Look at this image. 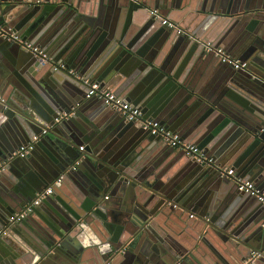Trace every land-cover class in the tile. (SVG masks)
<instances>
[{"label": "water", "instance_id": "obj_1", "mask_svg": "<svg viewBox=\"0 0 264 264\" xmlns=\"http://www.w3.org/2000/svg\"><path fill=\"white\" fill-rule=\"evenodd\" d=\"M108 1L122 22L98 15V0H0V175L15 172L10 183L0 179V264H105L110 256L111 264H242L253 252L255 264H264V206L216 169L232 166L264 183V0ZM152 7L187 33L162 24ZM5 30L31 38L147 115L160 118L170 100L165 116L194 114L192 142L213 162L180 149L176 159L161 136L119 112L105 114L101 100L86 97L88 85L43 64L3 37ZM188 32L249 63L235 70L242 76L219 78L220 97L197 91L188 78L187 64L220 61ZM168 41L175 50L161 59ZM233 89L254 113L226 101ZM63 112L73 113L56 121ZM29 145L24 156L14 154ZM60 176L55 186L69 200L55 192L33 212L51 202L56 217L29 220L31 213L9 222Z\"/></svg>", "mask_w": 264, "mask_h": 264}, {"label": "built area", "instance_id": "obj_2", "mask_svg": "<svg viewBox=\"0 0 264 264\" xmlns=\"http://www.w3.org/2000/svg\"><path fill=\"white\" fill-rule=\"evenodd\" d=\"M151 14L156 19H160L162 24L167 25L168 27H176L178 28L179 33H187V30L177 24L175 21L169 19L166 15L162 13L159 7L149 8ZM189 33V32H188ZM1 35L9 40L17 41L25 48L29 49L34 55L43 63L48 64L55 69H61L72 76L80 79L83 83L88 85L89 90L86 93L87 98L96 97L101 100L104 105L109 107L114 112L121 113L126 120L133 121L138 123L140 128L144 131L152 135L161 136L164 142L172 146L174 148L180 149L183 151L188 157L195 159L198 162H206L212 163L213 158L204 153L201 148L198 147L197 144L185 141L179 133L169 129L158 119L147 117L144 115L142 109L139 106L133 105L131 101L125 99L120 96L116 92L104 87L101 83L91 80L88 77L83 76L80 72H78L75 68L70 67L68 64L62 61H58L53 55L44 50L40 45L31 42L29 39H23L19 34L14 31H4ZM190 37L197 39L202 42L206 49L209 51H213L216 56L219 57L220 61L223 63H229L235 70H248L249 63L248 61H242L240 59L234 58L224 47L216 46L211 41H203L202 39L196 37L195 35L189 33ZM0 100H4L2 96H0ZM73 112H63L58 117L55 118L56 121H60L63 118H68L72 115ZM46 130H43L45 133ZM38 139V135L33 137V141ZM29 146H22L19 150H17L14 154L24 156ZM85 145H80V150H84ZM81 159V158H80ZM80 159L78 161H80ZM4 167L3 164H0V171ZM216 169L220 173L221 176H227L233 180L236 184L237 189L240 192L247 193L251 196H255L264 206V183H257L254 180L246 179L240 175H238L233 167H222L217 165ZM63 179V176H60L54 183L46 187L45 189L36 193V196L25 203L23 208L18 212L13 213L10 218V223H15L22 221L29 214L34 212L35 207L41 204V202L47 198L49 195L53 194L55 183L59 182ZM193 216V214H191ZM257 252H253V255L246 259L242 264H255L256 258L258 257ZM110 256L108 261L105 264H111Z\"/></svg>", "mask_w": 264, "mask_h": 264}, {"label": "crops", "instance_id": "obj_3", "mask_svg": "<svg viewBox=\"0 0 264 264\" xmlns=\"http://www.w3.org/2000/svg\"><path fill=\"white\" fill-rule=\"evenodd\" d=\"M98 2L100 3L99 8H98V15H100V16L103 17V16H106V14H107L108 20H111L112 22H114L115 21V18L118 16V18L116 19V24H118L119 19L121 20L122 17H121L120 10L116 6L117 3L115 5H113V4L112 5L111 4L109 5V1L108 0H98ZM234 2L236 3L237 0H233L232 3H234ZM250 2L253 3V4H255L256 0H250V1H248V3H250ZM262 6H263V4H262ZM259 20L263 21L264 19L263 20L262 19H259ZM120 22H122V20ZM202 35H205V34H202ZM27 39H30L31 41H33L31 38H27ZM208 40H210V39H208ZM211 42H213V41H211ZM38 45H40V44L38 43ZM175 45H176L175 42H172V43L169 42V41L166 42L164 44V48H163V52H164L163 54L164 55L161 56V59H165L166 57H168V55H170V53H172L175 50ZM52 55L55 57V54L52 53ZM59 60L62 61V62H65L67 64V62L64 59H59ZM70 67H72V66L70 65ZM187 67H190L189 68L188 78L190 79V81L193 82L194 87L197 89V91H203L206 94H209V93H212L214 95L216 94V95H218V97L221 96L219 94L220 93L219 91L221 90L222 86H224V84L222 83V79L219 80V78L225 77V76H229L230 74L231 75L232 74H235L237 76H242L241 73L238 72V71H235V69L233 67H228V65H225L224 66L223 63H221L220 61H215L214 65H211V62L210 61H206L204 59V60L196 61L195 64H193L192 66H189L187 64L185 66V68H187ZM221 67L223 69L221 71H219ZM72 68H74V67H72ZM185 68H183V70H185ZM77 71L79 72V70H77ZM82 75L85 76V77L87 76L86 73H84ZM205 75H206V79L204 78ZM219 82L222 83V85ZM226 84L229 85L228 82ZM112 91H114L117 94H119L120 96L124 97L123 95H121L116 90H112ZM234 93H237L235 91V89H233L232 94L226 95V98H227L226 101L229 104H231V106L234 107V109H236V110H237L236 103L239 102L238 103L239 104L238 107L242 110L241 103L244 104V102H243L242 99H245V96L246 95L244 96L242 94H238L237 93L238 96H235ZM263 94H264V89H263ZM125 99H127V98H125ZM127 100L131 101L130 99H127ZM170 101L168 102V104L166 106H164L162 108V110L160 112V116H158L160 118H157V116L154 117L153 114H148L147 115L146 112H144V115L147 116V117H152V118L158 119L160 122L162 121V123L166 127H168L169 129H171V126H176V129L177 130H173V131L179 133L180 136L185 141H188V142L194 141V137H195V134H196V127L199 128V124L198 125H195V122L196 121L192 122V119L194 118V114H186V113H183L184 116H183V119L181 121H179L180 120V117L177 116V115L176 116H173V115L165 116L166 114H168L167 112L172 108L171 107V108H169V110H167L168 106L170 105ZM96 104H99V106H101V107L104 108V110L106 112L105 114H112L114 112L111 109H107L105 107V105H104L103 102L96 101ZM244 107L246 108V113H244V114L247 115L249 110H251L254 113V110L253 109H250L249 106H247V105L244 104ZM255 113L260 114L259 111H255ZM165 117H167L166 118L167 120H172L173 118H174V120H173V122L171 124H168L165 121H164L165 122L164 123L163 122V119ZM175 121H177V122H175ZM81 144H84V143H81ZM180 152L181 151L179 149H176L175 148L174 155L176 154V156H177L176 159L179 158V154H181ZM14 175H15V172L14 171H10V173H8V174L7 173H4V174L0 175V179L6 180L7 182L10 183V182L13 181L12 177ZM19 181L20 180H18V182ZM18 182L17 183L14 182V184L18 185L19 188H22V187L24 188L25 187V185L21 183L22 181L19 182V183ZM2 184L3 183L0 182V191L2 190V187H1ZM230 184H231V182H230ZM49 185H51V184H49ZM233 187H234L233 189H235V190H237L239 192V190L237 189V187H235V183H233ZM67 188L68 187H66L65 189L67 190ZM54 190H56V191H54L53 194H51L52 196H54L55 192H57V194H59L60 196H63V198H65V200H69V198L67 196L68 192L64 191L63 189H60L58 186H55V189ZM69 190H71V189L69 188L67 191H69ZM236 194H237V196H239L238 193H236ZM241 196H243V195H241ZM244 196H246V195H244ZM0 197H1V194H0ZM23 206L20 209H18L16 212H18L19 210H21L23 208ZM56 210L57 209H56L55 205L53 203L49 202V204H43L40 207V210L38 212H36V213H32V216L29 217L28 219L29 220H32L33 219V220L37 221V220H42V219H45V218L52 217L51 215H53V216L56 217V213H57ZM219 252L221 254L225 253L223 250H219ZM237 263L235 261H233L232 264H237ZM87 264H89V263H87Z\"/></svg>", "mask_w": 264, "mask_h": 264}]
</instances>
